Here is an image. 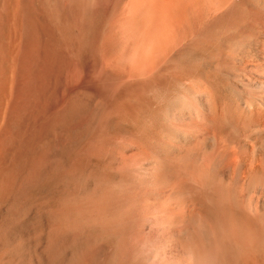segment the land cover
Instances as JSON below:
<instances>
[{
	"label": "bare ground",
	"instance_id": "1",
	"mask_svg": "<svg viewBox=\"0 0 264 264\" xmlns=\"http://www.w3.org/2000/svg\"><path fill=\"white\" fill-rule=\"evenodd\" d=\"M0 264H264V0H0Z\"/></svg>",
	"mask_w": 264,
	"mask_h": 264
}]
</instances>
